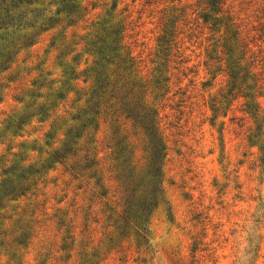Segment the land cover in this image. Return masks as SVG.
I'll list each match as a JSON object with an SVG mask.
<instances>
[{
  "label": "rangeland",
  "instance_id": "obj_1",
  "mask_svg": "<svg viewBox=\"0 0 264 264\" xmlns=\"http://www.w3.org/2000/svg\"><path fill=\"white\" fill-rule=\"evenodd\" d=\"M217 2L213 36L206 0H0V264H264V0ZM127 102L166 148L147 245L110 240L149 161Z\"/></svg>",
  "mask_w": 264,
  "mask_h": 264
},
{
  "label": "trees",
  "instance_id": "obj_2",
  "mask_svg": "<svg viewBox=\"0 0 264 264\" xmlns=\"http://www.w3.org/2000/svg\"><path fill=\"white\" fill-rule=\"evenodd\" d=\"M217 1L218 0H206L207 6L203 8V10H207V12L202 15V18L206 24L209 23V20L213 21L211 25L212 27H208L211 30L213 36L221 32V21L219 20L218 16L222 12L221 7L223 4L219 7L217 4L219 2ZM171 36L172 33H165L164 36L162 35L158 41L160 42V46L169 45L171 40L168 38H171ZM221 38L223 37L220 34L219 39ZM162 50H164V48H162ZM162 50L160 53H162ZM227 51L228 53L226 55L225 61L228 65L227 69H233L234 63L232 64L231 62V51L229 49ZM165 53L163 54L164 56H166ZM213 58L214 57H211V60ZM219 60V57H217V60L215 61L217 63L221 62ZM239 60L242 61V59ZM230 77V90L233 91V80L235 79L232 71H230ZM98 103L96 102L95 105L98 106ZM246 107L248 110L247 113H250L251 118L254 119L256 123L259 122V118L261 117L260 114L263 112H261L260 106L258 104H254L253 102H249L246 104ZM121 110L122 114H125L127 120L137 123L144 130L148 138L147 149L149 153V161L145 166L146 168L144 169V173L141 175L136 176V174L129 167L123 170V175L121 174V179L123 180L121 181L124 182L123 198L118 204L121 209L116 216L111 213L108 218V222H112L113 231L115 230L118 233V236L112 237L110 240H116L118 238L128 239L129 236L133 235L140 245H147L150 217L159 201L163 200L162 160L165 156L166 148L164 144V138L160 130L159 120L153 110L147 108L138 109L135 104L128 102L122 104ZM92 113L95 115L97 114L94 106ZM263 122L264 119L261 120V123ZM261 123L257 125L255 131L249 134L248 138L252 146L258 147L259 161L261 165L264 166V133L261 131ZM55 157L57 160L64 158V156H58L57 153L55 154ZM79 168L81 169V166H79ZM1 186L3 196H17L16 187L7 186L5 183H3ZM262 209L264 211V206Z\"/></svg>",
  "mask_w": 264,
  "mask_h": 264
}]
</instances>
